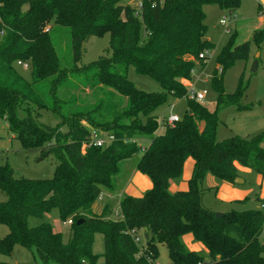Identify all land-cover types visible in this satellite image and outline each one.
Instances as JSON below:
<instances>
[{"label":"trees","instance_id":"1","mask_svg":"<svg viewBox=\"0 0 264 264\" xmlns=\"http://www.w3.org/2000/svg\"><path fill=\"white\" fill-rule=\"evenodd\" d=\"M128 1L0 0V118L23 151L56 161L49 180L16 179L11 169L0 167L6 198L0 203V225L7 228L0 237V255L9 256L20 246L34 250L41 264H96L91 247L100 233L104 264H155L158 244L165 245L169 264H264L263 209L216 218L201 205V184L208 174L233 184L237 164L264 179V131L249 140H216L219 113L227 107L246 109L240 105L245 88L239 83L234 94L224 93L223 72L235 61L249 60L251 46L264 42V28L241 44L231 37L220 49L211 76L213 111L186 99L183 118L154 136L159 127L155 110L169 96L186 97L184 84L202 61L199 55L213 48L204 41L203 6L217 4L234 12L239 0H140L139 8ZM106 34L109 55L76 67L83 45ZM54 37L68 38L70 67H61ZM17 61L28 64V80L13 67ZM129 67L162 91L135 88L127 77ZM68 76L102 92L105 100L92 108L79 107L74 97L65 100L58 87ZM117 95L125 98L120 111L112 102ZM18 109L23 119L17 118ZM38 110L51 113L59 126L37 123ZM83 123L112 134L115 141L105 148L87 147L91 131ZM141 139L147 141L144 148L138 145ZM137 154L135 170L150 180L151 189L138 198H123L116 219L108 205L94 213L102 191L116 190L122 163ZM188 159L194 164L187 189L170 193V181L181 177ZM52 210L62 222L71 220L66 242L47 222L28 225L29 218L43 219ZM185 235L203 247L206 258L183 244Z\"/></svg>","mask_w":264,"mask_h":264},{"label":"rangeland","instance_id":"2","mask_svg":"<svg viewBox=\"0 0 264 264\" xmlns=\"http://www.w3.org/2000/svg\"><path fill=\"white\" fill-rule=\"evenodd\" d=\"M127 5L137 8L138 0H129ZM258 6L259 0H239V6L234 12L223 10L217 4L203 6V12L205 14L204 25L206 26L205 39L213 44V48L205 51L207 52V59L195 64L190 79L184 85L188 93L193 92L203 95V100L198 103L209 111L215 109L216 103V94L211 86V76L214 68H217L216 57L220 49L231 37H233L235 44H241L250 39L254 30L257 31ZM221 20L226 22L231 33L234 31L237 33L230 35L224 34L225 26L220 24ZM263 28L264 26L260 29ZM53 40L56 44L61 67H70L72 55L67 49L68 38L57 40L54 37ZM108 43V34L100 38L91 37L83 45V54L76 67L87 65L102 56L109 55V51H107ZM256 54H258L257 69L255 73H251L250 68L254 61L253 57ZM13 67L26 80L29 79V68L24 70L14 63ZM127 77L135 88L143 92L159 93L162 91L158 83L148 77L138 75L132 67L128 68ZM68 78L62 86L59 85L58 87L60 96L64 97L65 100H70L74 97L77 105L85 108H92L98 100H105V95L102 92H93L84 86L82 87L80 79L72 78L71 76H68ZM239 83L245 88L240 105L246 107V109L238 111L236 107H227L219 113V124L216 130L217 142H223L233 137L249 140L264 131V42L258 48L253 45L251 46L249 60L235 61L229 68L224 70L222 75L224 93L234 94ZM106 90L110 91L108 89ZM113 99L112 102L117 103V109L120 111L125 104V98L117 95ZM186 109L187 102L185 96L180 99L170 96L167 97L166 102L153 113V116L159 123V127L154 136L163 133L164 127L160 124V120L168 119L171 115L181 120ZM38 112L39 116H36L37 114L32 111L33 117L36 116L37 118V123L50 127L59 126V120H56L51 113L39 110ZM16 116L18 119H23L25 114L18 109ZM82 125L90 131L93 130L89 126H86V123ZM59 130L65 133L67 128L61 126ZM138 145L141 148L146 147V139L138 140ZM140 156L141 154H137L135 157L122 163L121 172L115 179L116 189H119L120 187L118 185L122 186L123 182L126 181L127 183L129 179L132 181L134 174H137L135 165ZM2 166L11 169L13 177L16 179L49 180L53 177L56 161L52 157L41 159L35 151H23L15 135L8 130L6 121L0 118V167ZM238 179L242 183L229 184V188L234 192L231 193L224 191L223 187L226 183L221 182L212 175H206L201 184L202 207L215 214L259 209L261 205L260 201L264 199V179L261 180L257 174L249 170L247 172H238ZM180 180L181 177L175 182ZM240 197H242L241 200ZM5 199V195L0 190V203L4 202ZM108 201L110 200L101 195L94 204V213L99 214L101 212V206ZM108 204L112 212V217L116 219L118 217V204L115 201H110ZM41 222H47L54 232L60 233L63 242L68 240L69 226L59 219L56 210H52L43 219L29 218L28 225L36 226ZM6 233L7 228L0 225V237H3ZM193 244L196 243L193 242ZM157 249L158 259L155 264H169L165 245L158 244ZM91 252L98 257L96 264H104L101 257L104 252L103 237L100 233H96L93 237ZM195 252L206 258V253L203 248H198ZM0 262L7 264H41L34 250L29 251L20 246H15L9 256L0 255Z\"/></svg>","mask_w":264,"mask_h":264},{"label":"crops","instance_id":"3","mask_svg":"<svg viewBox=\"0 0 264 264\" xmlns=\"http://www.w3.org/2000/svg\"><path fill=\"white\" fill-rule=\"evenodd\" d=\"M258 13H259V16L257 17L256 29L260 30V28L264 26V0H259ZM254 31L252 32V34L254 33ZM236 33H237L236 31H234L233 33L230 32V34H236ZM252 34H251V36H252ZM193 164L194 163L191 159H188L185 161V163L183 165L181 180L178 182L171 181L169 183L168 190L170 193H175L177 191H183V190L187 189V181L189 180V178L191 176ZM235 166H236V169L238 172H247L248 171V169L242 168L237 164ZM261 180H262V178H261ZM118 186L120 188L116 189L113 193H109L108 191H102V193H101L102 197H106V199H109L110 201H115L117 204H119V202L125 197H134V198L140 197L146 191L150 190L152 185H151L150 180L146 176L137 172V174L136 173L134 174L132 181H130V179H129L127 183L125 181L122 183V186H120V185H118ZM229 186H230L229 184H227V185L225 184L223 187L224 191H229L231 193H234L229 188ZM101 195H100V197H101ZM241 199H242V197H240V200ZM110 201H108V202H110ZM108 202H105V204H103L101 206L102 207V208H100L101 211L104 208V206L109 205ZM182 242L187 248H189V250H192V251H196V249H198V248H203L198 243L193 244V239L190 235L183 236ZM204 252H205V250H204Z\"/></svg>","mask_w":264,"mask_h":264},{"label":"built area","instance_id":"4","mask_svg":"<svg viewBox=\"0 0 264 264\" xmlns=\"http://www.w3.org/2000/svg\"><path fill=\"white\" fill-rule=\"evenodd\" d=\"M140 7V0H138V7ZM220 24L225 26L224 27V34H230V29L229 26L226 25V22L224 20L220 21ZM207 52H202L199 55V58L201 60H206ZM16 65L18 67L23 68L24 70H27L29 68L27 63H23L20 61L16 62ZM186 99L190 101H195V102H200L203 100V95L199 93H186ZM179 120L177 119L176 116H169L168 119H162L160 120V124H162L163 127L165 126H170L172 127L175 123H177ZM115 141V137L112 134L105 133L100 130H91L89 138H88V143L87 147H96V148H105L110 146L113 142ZM86 146V145H85ZM85 146L82 147V151L85 149ZM260 209L264 210V204L260 205ZM66 225L70 226L71 225V220H68L65 222ZM139 239H135V242L137 243Z\"/></svg>","mask_w":264,"mask_h":264},{"label":"water","instance_id":"5","mask_svg":"<svg viewBox=\"0 0 264 264\" xmlns=\"http://www.w3.org/2000/svg\"><path fill=\"white\" fill-rule=\"evenodd\" d=\"M206 39H204L205 41ZM257 59H258V54L255 55L254 57V61L251 65V68H250V72L251 73H255L256 72V69H257ZM234 184H238V183H242L241 181H239L238 178H236L234 181H233ZM223 214H215V217L216 218H221ZM81 223V221H77V225H79Z\"/></svg>","mask_w":264,"mask_h":264}]
</instances>
